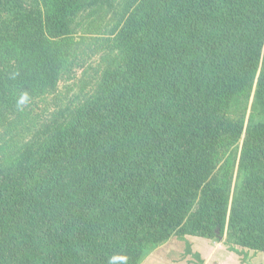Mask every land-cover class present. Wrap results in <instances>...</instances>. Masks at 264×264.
<instances>
[{"label": "trees", "instance_id": "obj_1", "mask_svg": "<svg viewBox=\"0 0 264 264\" xmlns=\"http://www.w3.org/2000/svg\"><path fill=\"white\" fill-rule=\"evenodd\" d=\"M84 1L0 0V140L30 144L0 158V264H140L202 187L220 192V159L241 138L230 109L252 85L264 0H130L105 49L118 64L43 119L37 98L56 93L87 43L68 28ZM253 115L231 211L208 193L193 228L210 211L208 238L221 242L228 224L234 244L264 252V65Z\"/></svg>", "mask_w": 264, "mask_h": 264}, {"label": "rangeland", "instance_id": "obj_2", "mask_svg": "<svg viewBox=\"0 0 264 264\" xmlns=\"http://www.w3.org/2000/svg\"><path fill=\"white\" fill-rule=\"evenodd\" d=\"M129 1L85 0L82 5L83 10L72 15L68 27L72 36L76 41L80 42L81 39H85L87 43L81 47L79 57L72 61V68L66 69L64 75L61 76L63 78H60L56 93L44 100H41L43 96L37 98L38 106L35 107L34 114L43 115V119L49 118V114L54 118H59L66 108H74L87 98L93 84L95 69L97 70L100 66L105 69L115 61L118 64L119 54L114 52L110 60H106L109 53L105 49H107L108 39L113 37L122 22L125 21V9ZM252 58L255 64V74L251 88L245 96L234 102L230 109V116L241 123V138L234 147L225 152L216 171L219 184L223 187L219 188L220 192L217 189L218 183H214L210 187H202L204 189L201 188L198 192L197 199L191 204L180 227L174 230L172 236L166 241L149 244L143 250L140 264H264V252L249 251L247 248L234 244L233 239L228 236V224L221 242L208 238L210 237V211L204 217L203 230L201 228L195 232L193 228L194 222L202 218V208L208 193L217 192L219 198L223 195L228 198L229 212L231 211L247 130L252 124H257L261 120V118L255 117L252 122L255 94L264 65V39L262 45L254 48ZM137 104L138 99L131 101L130 109L123 113L124 119L129 121L132 118L130 113L134 111ZM134 120L135 118L132 124L124 127L130 130L138 122V119L136 123ZM7 138L10 139V136ZM13 142L18 145L9 146L10 143L6 145L5 141L0 140V158L5 160L8 157L19 156L22 153L21 149L30 145L25 138ZM3 164L5 165L4 161ZM9 165L5 166L10 167ZM226 170L231 171L228 182H226V177L224 179ZM233 248L238 253L232 252Z\"/></svg>", "mask_w": 264, "mask_h": 264}]
</instances>
